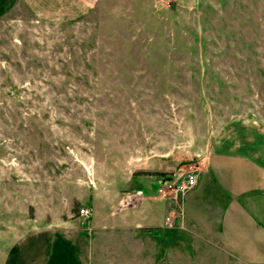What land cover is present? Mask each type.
Returning <instances> with one entry per match:
<instances>
[{
	"label": "rangeland",
	"instance_id": "rangeland-1",
	"mask_svg": "<svg viewBox=\"0 0 264 264\" xmlns=\"http://www.w3.org/2000/svg\"><path fill=\"white\" fill-rule=\"evenodd\" d=\"M66 12L11 0L0 15V264H87L51 256L46 228L74 231L89 264H249L221 239L216 195L154 191L199 178L212 146L264 140V0ZM135 189L142 205L120 207Z\"/></svg>",
	"mask_w": 264,
	"mask_h": 264
},
{
	"label": "crops",
	"instance_id": "crops-1",
	"mask_svg": "<svg viewBox=\"0 0 264 264\" xmlns=\"http://www.w3.org/2000/svg\"><path fill=\"white\" fill-rule=\"evenodd\" d=\"M20 1L39 17L66 19L67 8L70 15H74L76 10L81 11L82 3L90 0ZM10 3L11 0H0V15ZM164 181L162 178L161 182ZM188 192L187 195H216L221 206L219 232L224 244L245 262L264 264V140H243L232 150L212 146L205 156L196 186ZM143 202L144 198L138 206ZM41 231L46 235L51 256L53 253L62 255L67 249L74 258L89 264V253L74 231L49 228Z\"/></svg>",
	"mask_w": 264,
	"mask_h": 264
},
{
	"label": "built area",
	"instance_id": "built-area-1",
	"mask_svg": "<svg viewBox=\"0 0 264 264\" xmlns=\"http://www.w3.org/2000/svg\"><path fill=\"white\" fill-rule=\"evenodd\" d=\"M197 184V174L193 172H187L182 174L179 178L173 181H164L158 188L157 192L161 197H168L171 202L176 201V199L185 194L186 192L193 189ZM144 198V191L142 189H135L131 193L124 196L119 204L122 208H129L138 206ZM80 215L83 218H89L91 213L88 208H82L80 210ZM175 216V211L172 210L166 216V224H171Z\"/></svg>",
	"mask_w": 264,
	"mask_h": 264
}]
</instances>
